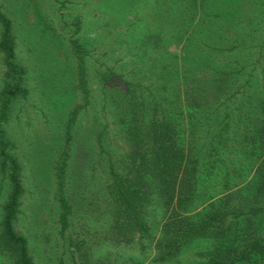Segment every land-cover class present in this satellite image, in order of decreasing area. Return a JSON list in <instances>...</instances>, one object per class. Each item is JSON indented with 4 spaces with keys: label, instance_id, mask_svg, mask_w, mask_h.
<instances>
[{
    "label": "rangeland",
    "instance_id": "1",
    "mask_svg": "<svg viewBox=\"0 0 264 264\" xmlns=\"http://www.w3.org/2000/svg\"><path fill=\"white\" fill-rule=\"evenodd\" d=\"M236 1L0 0L27 90L12 101L3 130L25 187L16 229L35 264H206L245 234L264 240V152L255 143L264 126V0ZM6 72L0 54V92ZM156 103L200 158L197 196L184 215L201 221L243 208L228 217L229 228H217L219 236L194 238L165 259L160 244L178 217L167 211L174 201L161 199L168 192L153 169L142 174L156 191L144 215L149 237L115 241L107 190L110 164L125 172L135 146L149 152ZM67 153L64 229L58 173ZM10 191L0 164V221Z\"/></svg>",
    "mask_w": 264,
    "mask_h": 264
},
{
    "label": "trees",
    "instance_id": "2",
    "mask_svg": "<svg viewBox=\"0 0 264 264\" xmlns=\"http://www.w3.org/2000/svg\"><path fill=\"white\" fill-rule=\"evenodd\" d=\"M233 1L238 2L236 0ZM200 12L202 17L208 14V9L205 5H201ZM220 16H225V13L221 12ZM203 23H205L204 18L201 24ZM0 24L2 27L0 54L3 56L4 65L7 68L6 83L0 92V164L11 186V191L8 200L4 204L3 216L0 221V257H2L5 264H35L29 251L27 237L18 233L16 229V221L21 211L25 187L21 178L22 166L18 158L10 153L11 144L6 137V132L3 130V124L8 118L12 101L21 95H26L27 90L23 86L24 72L16 62L17 53L12 31V21L1 7ZM199 40L202 41V38ZM143 43L147 42L144 40ZM76 53L80 57L79 59L83 60V48L76 50ZM205 56L201 59L199 56L196 57L200 59L197 62H202ZM184 60L187 61L188 59L185 58ZM184 78L187 79L188 76H184ZM195 79H199L200 81L206 80L205 76ZM128 85L129 89L127 93L132 88L130 84ZM239 90L241 91V88ZM252 92L255 93V91ZM260 94L263 96L264 101V85ZM159 106L160 104L156 103L152 113L153 121L149 127L150 132H148L150 139L147 141L150 143L149 152L145 154L141 152L139 145L135 146L133 149L135 152L129 156V160L133 165L125 172L118 170L113 164H110V182L107 185V190L113 201V210L111 212L113 217L112 236H115V241L130 243L136 239L138 234L141 237H149L152 233L151 227L147 225L144 215L147 212V207L155 202L154 193L156 191H153L151 184L144 181L145 178L142 174L148 175L153 169V177L156 179L157 184L163 186L166 192H168L166 197L161 192V199L165 201L166 198V201H169L171 198L174 201V205L172 206L167 202L165 203L167 211L175 212L178 217L168 223L172 231L169 240L166 243L161 242L160 244L161 247L166 248L164 254L160 256L165 259L174 256L184 244L194 238L209 234L216 235V233L219 236V233L229 228L224 225L228 217L231 215H241L243 208H224L218 212L210 213L201 221H195L184 215L183 212L186 210L188 204L193 203L197 196L199 181L198 163L200 158L196 156L190 146L187 149L184 147V138L180 137V133L175 126L169 124V122L161 117ZM260 107L261 113L259 111ZM259 108V114H264L263 103ZM228 116H230L229 113L225 117ZM256 126L258 127L257 124ZM257 133L255 143L259 147H262L261 150L264 152V126L258 128ZM246 139L248 144L253 142L251 139ZM67 155L68 153L64 154L60 160L58 173V199L62 209L60 221L64 229L69 224L68 219L71 211L64 191ZM148 163H152L154 168L143 167V165H148ZM134 170H141V176H138L141 180L138 181L137 176L133 175ZM141 181L143 184L140 183ZM142 191L144 194H142ZM219 227L222 229L221 232L217 230ZM239 241V244L228 246L222 251L215 253L206 264H263V239L254 238L253 236L249 237V235L245 234ZM114 264L122 263L116 261Z\"/></svg>",
    "mask_w": 264,
    "mask_h": 264
}]
</instances>
